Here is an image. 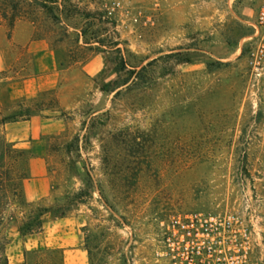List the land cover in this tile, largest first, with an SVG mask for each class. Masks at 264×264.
Returning <instances> with one entry per match:
<instances>
[{
  "label": "rangeland",
  "instance_id": "rangeland-1",
  "mask_svg": "<svg viewBox=\"0 0 264 264\" xmlns=\"http://www.w3.org/2000/svg\"><path fill=\"white\" fill-rule=\"evenodd\" d=\"M41 1L22 4L10 38L0 22V166L23 150L28 176L41 157L49 179L29 203L67 209L88 264H172L195 215L225 217L264 264V76L249 66L264 0ZM37 74L55 85L11 93ZM28 259L61 264L53 249Z\"/></svg>",
  "mask_w": 264,
  "mask_h": 264
},
{
  "label": "built area",
  "instance_id": "built-area-1",
  "mask_svg": "<svg viewBox=\"0 0 264 264\" xmlns=\"http://www.w3.org/2000/svg\"><path fill=\"white\" fill-rule=\"evenodd\" d=\"M251 27L249 66L260 78L264 76V2ZM234 228L225 217L195 215L180 225L177 250L168 253L172 264H261L250 250L248 234Z\"/></svg>",
  "mask_w": 264,
  "mask_h": 264
},
{
  "label": "crops",
  "instance_id": "crops-1",
  "mask_svg": "<svg viewBox=\"0 0 264 264\" xmlns=\"http://www.w3.org/2000/svg\"><path fill=\"white\" fill-rule=\"evenodd\" d=\"M48 71L53 72V69ZM55 82L53 77L43 81L37 74L35 78L16 82V86L10 90L16 98L31 99L52 88ZM29 164L31 174L23 183V196L27 202H34L46 198L50 186L44 160L41 157L33 158ZM36 164L39 168L38 174L33 173V166ZM12 222L11 229L5 231V237L9 241L5 248L9 264H30L29 254L43 249L59 251L61 264H88L87 254L81 246L79 228L73 219L55 218L45 223L42 232L28 236H21L18 231L19 224Z\"/></svg>",
  "mask_w": 264,
  "mask_h": 264
},
{
  "label": "trees",
  "instance_id": "trees-1",
  "mask_svg": "<svg viewBox=\"0 0 264 264\" xmlns=\"http://www.w3.org/2000/svg\"><path fill=\"white\" fill-rule=\"evenodd\" d=\"M25 2H32L38 8L45 10L47 5L41 0H0V22L5 25L8 31V38L18 21L23 19L19 12L22 9V4ZM56 3V1H55ZM2 25V24H0ZM145 70V67L141 71ZM19 108H22L19 105ZM38 110L28 108L21 111H16L13 115L5 117L2 123L16 118L28 120ZM3 147H8L5 138H3ZM12 154V155H11ZM6 161L4 165L0 166V264H9L5 254L6 245L9 243L6 237L1 235V228L6 219V211L10 206L22 209L19 214L20 224L18 231L21 236H28L37 234L43 231L45 225V215L47 213H59L57 218H62L67 213V209H48L39 207L37 204L29 203L23 196V183L28 178V156L25 151L18 149H11L7 151ZM89 183L93 180L90 176ZM85 192L81 190L75 197L82 203V197ZM81 200V201H80ZM28 210L26 212L25 210ZM15 215L9 216L8 221L15 219Z\"/></svg>",
  "mask_w": 264,
  "mask_h": 264
}]
</instances>
